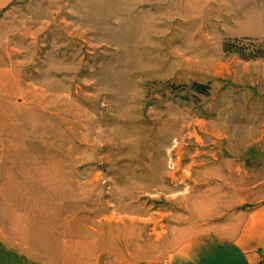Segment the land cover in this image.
Here are the masks:
<instances>
[{
  "label": "rangeland",
  "instance_id": "1",
  "mask_svg": "<svg viewBox=\"0 0 264 264\" xmlns=\"http://www.w3.org/2000/svg\"><path fill=\"white\" fill-rule=\"evenodd\" d=\"M174 140L188 196L169 186ZM226 182L243 192L220 198ZM197 194L202 217L264 197V0L0 11V264H181Z\"/></svg>",
  "mask_w": 264,
  "mask_h": 264
},
{
  "label": "crops",
  "instance_id": "2",
  "mask_svg": "<svg viewBox=\"0 0 264 264\" xmlns=\"http://www.w3.org/2000/svg\"><path fill=\"white\" fill-rule=\"evenodd\" d=\"M14 1L0 0V11L11 6ZM226 183L227 195L220 193L223 187L217 185L220 189L217 196L220 198H230L231 190L243 192L241 184L235 186ZM249 187L247 191L257 189L256 185ZM198 194L186 199V214L180 227L190 226L200 236L188 239L186 245L181 246V264H264V197L254 195L251 199L245 198L233 208L222 203L216 206L215 215L202 217L199 214L201 198ZM193 218L196 221L189 225ZM172 258L174 255L170 254L168 259L171 261Z\"/></svg>",
  "mask_w": 264,
  "mask_h": 264
},
{
  "label": "built area",
  "instance_id": "3",
  "mask_svg": "<svg viewBox=\"0 0 264 264\" xmlns=\"http://www.w3.org/2000/svg\"><path fill=\"white\" fill-rule=\"evenodd\" d=\"M178 147V142L174 140L170 148L167 150V178L171 188L177 189L178 194L181 196H188L192 189L190 166L184 168L181 167L184 161L181 156L182 151Z\"/></svg>",
  "mask_w": 264,
  "mask_h": 264
},
{
  "label": "trees",
  "instance_id": "4",
  "mask_svg": "<svg viewBox=\"0 0 264 264\" xmlns=\"http://www.w3.org/2000/svg\"><path fill=\"white\" fill-rule=\"evenodd\" d=\"M237 47L235 44H229V43H226L223 47V51L226 52V53H242V49H238V48H235ZM256 55V54H254ZM258 55H256L257 57ZM260 57V56H258ZM249 58H252V57H249ZM192 89L194 90L195 93H199V94H205L206 93V87L203 86V85H199V84H194L192 86Z\"/></svg>",
  "mask_w": 264,
  "mask_h": 264
}]
</instances>
